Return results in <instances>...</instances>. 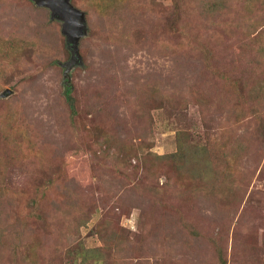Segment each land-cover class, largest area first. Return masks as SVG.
I'll list each match as a JSON object with an SVG mask.
<instances>
[{
  "label": "rangeland",
  "instance_id": "374dc122",
  "mask_svg": "<svg viewBox=\"0 0 264 264\" xmlns=\"http://www.w3.org/2000/svg\"><path fill=\"white\" fill-rule=\"evenodd\" d=\"M71 1L73 106L63 20L0 0V264H264V0Z\"/></svg>",
  "mask_w": 264,
  "mask_h": 264
},
{
  "label": "water",
  "instance_id": "95a60500",
  "mask_svg": "<svg viewBox=\"0 0 264 264\" xmlns=\"http://www.w3.org/2000/svg\"><path fill=\"white\" fill-rule=\"evenodd\" d=\"M35 2L49 8L53 17L63 20L61 31L66 36L71 57L68 61L62 63V66L64 67L65 81L69 84L71 70L74 66L82 63L80 40L87 32L86 13L74 5L71 0H35ZM9 93H11V89H7L2 95L6 96Z\"/></svg>",
  "mask_w": 264,
  "mask_h": 264
},
{
  "label": "trees",
  "instance_id": "16d2710c",
  "mask_svg": "<svg viewBox=\"0 0 264 264\" xmlns=\"http://www.w3.org/2000/svg\"><path fill=\"white\" fill-rule=\"evenodd\" d=\"M212 6V10L216 7L215 5H211ZM71 90H72V86L70 85V84H68L67 86H66V91H67V94H68V98H69V103L71 104V106H73V97H72V95H71ZM186 157H188V155L186 156ZM192 157V156H191ZM190 157V158H191ZM189 158V159H190ZM222 262H223V264H226L223 260H222Z\"/></svg>",
  "mask_w": 264,
  "mask_h": 264
}]
</instances>
